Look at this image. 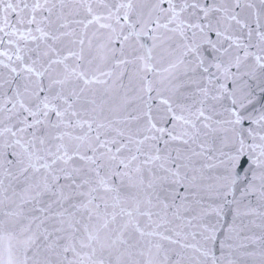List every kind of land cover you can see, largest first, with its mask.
Returning a JSON list of instances; mask_svg holds the SVG:
<instances>
[{
  "label": "snow or ice",
  "instance_id": "snow-or-ice-1",
  "mask_svg": "<svg viewBox=\"0 0 264 264\" xmlns=\"http://www.w3.org/2000/svg\"><path fill=\"white\" fill-rule=\"evenodd\" d=\"M0 264H264V0H0Z\"/></svg>",
  "mask_w": 264,
  "mask_h": 264
}]
</instances>
